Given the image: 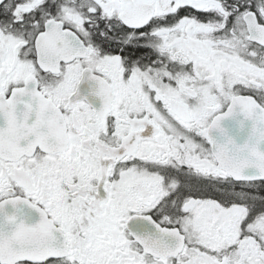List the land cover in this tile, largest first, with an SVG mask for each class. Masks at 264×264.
<instances>
[{"label":"snow or ice","instance_id":"1","mask_svg":"<svg viewBox=\"0 0 264 264\" xmlns=\"http://www.w3.org/2000/svg\"><path fill=\"white\" fill-rule=\"evenodd\" d=\"M0 264H264V0H0Z\"/></svg>","mask_w":264,"mask_h":264},{"label":"water","instance_id":"2","mask_svg":"<svg viewBox=\"0 0 264 264\" xmlns=\"http://www.w3.org/2000/svg\"><path fill=\"white\" fill-rule=\"evenodd\" d=\"M225 123H226V125H227L228 127L231 128V126H232V122H231V121H226Z\"/></svg>","mask_w":264,"mask_h":264}]
</instances>
